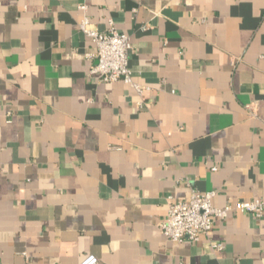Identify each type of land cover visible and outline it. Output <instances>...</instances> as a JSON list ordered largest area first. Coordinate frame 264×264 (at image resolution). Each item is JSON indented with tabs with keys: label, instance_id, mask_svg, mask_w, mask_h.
Instances as JSON below:
<instances>
[{
	"label": "crops",
	"instance_id": "1",
	"mask_svg": "<svg viewBox=\"0 0 264 264\" xmlns=\"http://www.w3.org/2000/svg\"><path fill=\"white\" fill-rule=\"evenodd\" d=\"M84 17L143 93L90 75ZM194 191L264 204V0H0V264H264V216L164 236Z\"/></svg>",
	"mask_w": 264,
	"mask_h": 264
},
{
	"label": "built area",
	"instance_id": "2",
	"mask_svg": "<svg viewBox=\"0 0 264 264\" xmlns=\"http://www.w3.org/2000/svg\"><path fill=\"white\" fill-rule=\"evenodd\" d=\"M80 9L87 11L86 5ZM80 30L96 46V52L89 54L90 60L96 61L91 66L90 75L101 83L123 81L133 86L139 93L143 88L133 81V72L130 67V54L133 50L131 38L123 33L111 29L108 33L97 30L84 17L80 22ZM217 171V168H213ZM217 196L215 191L200 193L194 191L188 201H176L169 205L168 215L160 224L162 233L173 242H199L201 236L209 237L218 221L225 220L231 213L250 214L256 218H263L264 204L259 201H240L235 206L224 208L215 205ZM212 248L223 251L221 243L212 244ZM81 264H100L99 259L90 255Z\"/></svg>",
	"mask_w": 264,
	"mask_h": 264
}]
</instances>
